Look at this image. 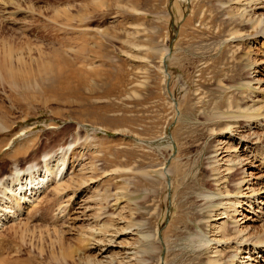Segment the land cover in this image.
<instances>
[{
	"label": "rangeland",
	"instance_id": "1",
	"mask_svg": "<svg viewBox=\"0 0 264 264\" xmlns=\"http://www.w3.org/2000/svg\"><path fill=\"white\" fill-rule=\"evenodd\" d=\"M248 2L14 0L6 12L0 5V191L17 169L72 144L68 175L22 214L8 213L0 194V214H9L0 263L210 264L209 250H195L192 240L214 237L224 222L214 216L240 194L232 182L244 176L227 161L246 156L248 174L264 183V126L235 121L250 101L264 105V92L244 85L250 73L264 81V39H236L252 31L242 22L256 11ZM231 136L254 145L245 152ZM208 191L222 194L203 207L196 197ZM248 207L238 211L258 220L259 206ZM262 224L250 223L255 232ZM98 240L109 246L102 257Z\"/></svg>",
	"mask_w": 264,
	"mask_h": 264
},
{
	"label": "bare ground",
	"instance_id": "2",
	"mask_svg": "<svg viewBox=\"0 0 264 264\" xmlns=\"http://www.w3.org/2000/svg\"><path fill=\"white\" fill-rule=\"evenodd\" d=\"M13 1L14 0H0V5H2L1 9H3L2 11L6 12L7 8L12 7ZM247 6L251 7L253 11L256 10L252 13L251 19L249 18L247 22L242 21L243 23H247V25L251 26L252 31L246 34L244 37L238 36L236 37V39L238 40H242V39L258 40L259 38L264 39V15L260 13V11L264 10V0H249V2L246 4L245 7ZM57 12L58 11H56L55 13ZM67 12L69 13L68 10ZM59 13H62V12H59ZM59 13H57V16H59ZM169 53L170 51L166 49L164 56L165 55L168 56ZM167 58L165 57V59ZM12 71H14L13 68L11 69V73H13ZM263 84H264V81L261 77V73L259 72L250 73V77L248 78L247 82L244 83V85L247 86L249 89H253V86H255L256 90H259L261 92H264ZM250 102H252V104L251 105L249 104L250 106L247 109L245 108L246 110L244 112H246V114L238 118H236L235 116V121L244 119L248 127L250 125L252 126V123L254 124L257 123L259 125L264 126V105L259 106L257 105L256 101H253V100ZM222 116H225V114ZM225 117L222 118L219 116L221 120H223ZM233 120L234 119L232 118V121ZM231 138L237 139L236 141H239L238 146H241V148L242 147L246 148L245 152L251 149V147H253L254 145V143H252L247 136L245 137L241 136L239 138L231 136ZM258 139H261V138L258 137ZM71 148H72V144H70V146L65 149L64 148L61 149L59 152H56V153L54 152L51 155L46 154L43 157L41 164L39 162V164L37 163L33 164L24 171H20L19 169L15 171L16 172L15 175L10 178V181L7 184L9 189H7L6 187L5 189L3 188L4 189L3 191L2 190L0 191V194L4 198L3 201L8 202L11 205V208H10L11 210L8 213H12L13 215L22 214L24 212V209L26 208L25 206H30V205L32 206L35 200L42 193H44V191H46V189H48L54 182L59 183L66 177V175H68V172L70 169H68L67 164H66L67 163L66 154L67 152L71 150ZM235 156L236 157L234 159L232 158L231 160L227 161L228 162L227 164L234 162L235 164L234 163L233 164L236 166H232V167L236 168V170H238V172H241L240 174L244 176L232 182L233 186L237 189L238 193L240 194L236 196V201H233V202L230 200V198L233 199L235 196L227 198L226 199L227 202L229 201L230 202L229 204L225 203V205H229V206L222 209V211L218 212V214L214 216L216 217L215 221L217 222L224 220V222L219 223L218 226L215 227L214 232L216 234L215 236L213 235L214 237H209L205 233L202 234V232H199L197 234V237H195L192 240V243L194 245L193 247L195 250L197 249V247H199L197 251H200V252L209 250V253L211 254V256L209 257L210 264H227V263L234 264L232 262H234V260L237 259L238 257L241 258L238 261L239 262L238 264H260L261 261H257L256 263H254L256 261L255 256H260L261 258H263V261H264V208L261 207L262 205L264 206V183H258V181L260 180L259 178L257 182H254V180H256L254 178V176L256 177V174L255 175L252 173L248 174L249 170L254 171V167L250 165V163L246 162L247 160L245 159L246 156H241V155H235ZM232 167H226L225 170L232 172L233 171L232 169H234ZM132 169H135V168H132ZM160 174H161L160 177L164 179L166 175H168V172H166L165 169H163L161 170ZM246 176L249 179H247ZM262 184L263 186L261 187ZM2 186H3V181L0 180V187ZM55 189L58 193L60 192L64 193L65 188L63 187V185H60L56 187ZM221 194H215L213 192L208 191L205 193H199L196 199L198 202L200 201V203L203 204V207H208V206L213 205L214 203H218L217 202L218 199L216 197H220ZM224 200L221 201L219 198L220 203L224 202ZM253 204L259 206L258 208L261 209V216L259 215L258 220L256 221L253 220V217H255L254 216L255 212L248 211L247 208L244 209L245 210L244 213H242V211L241 212L238 211V208H243V206H249L248 208H250V206H253ZM232 208L234 210H232ZM5 211L7 212V210ZM7 214L6 213L5 215L0 214V229L3 227V225L7 223L5 221L6 220L5 216L7 217L9 216V214L8 215ZM234 214H236L235 215L236 217L241 216L240 217L241 219L237 220L235 217L233 218ZM250 214H252L253 217H251ZM16 219L17 217L13 218V220H10V223H14ZM257 222H261V224L263 223L261 225L262 229L259 232H255L254 227L250 225V223L257 224ZM228 223L230 224L229 227L226 226L228 225ZM15 227H12V228L15 229ZM97 234H100V233L97 232ZM150 238L151 239L148 238L149 241L145 240L143 242L142 249L146 250V253L148 252V249L151 248V246L149 245H153L154 244L153 242H156L157 236H152ZM145 243H149V244L146 245ZM93 246L94 248L101 247V249H99V252H98L101 257L106 252L105 249L109 247L107 244L104 243V241H101V240H98V242L94 243ZM156 247L158 246L155 245V248L153 247L154 250L158 249ZM144 250L143 252H145ZM151 250H149V252ZM146 253H142V254L146 256L148 254ZM228 254L230 255L228 256ZM241 255H244V256L240 257ZM260 257H257V258H260ZM88 262L90 264H94V260L91 258ZM113 263L114 262L111 261V264ZM0 264H6V261L4 260ZM97 264H103V262L97 260Z\"/></svg>",
	"mask_w": 264,
	"mask_h": 264
}]
</instances>
